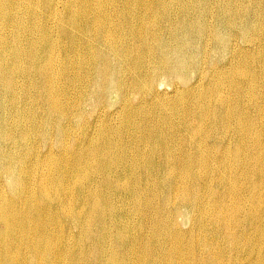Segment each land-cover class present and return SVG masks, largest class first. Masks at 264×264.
Listing matches in <instances>:
<instances>
[{
	"label": "bare ground",
	"instance_id": "obj_1",
	"mask_svg": "<svg viewBox=\"0 0 264 264\" xmlns=\"http://www.w3.org/2000/svg\"><path fill=\"white\" fill-rule=\"evenodd\" d=\"M0 264H264V0H0Z\"/></svg>",
	"mask_w": 264,
	"mask_h": 264
},
{
	"label": "rangeland",
	"instance_id": "obj_2",
	"mask_svg": "<svg viewBox=\"0 0 264 264\" xmlns=\"http://www.w3.org/2000/svg\"><path fill=\"white\" fill-rule=\"evenodd\" d=\"M163 85L166 87V86H168V84L167 83H163ZM45 151H42V153H44ZM186 226V225H185Z\"/></svg>",
	"mask_w": 264,
	"mask_h": 264
}]
</instances>
